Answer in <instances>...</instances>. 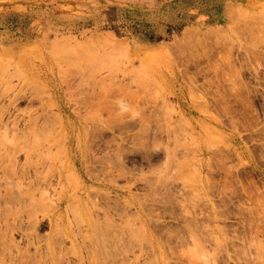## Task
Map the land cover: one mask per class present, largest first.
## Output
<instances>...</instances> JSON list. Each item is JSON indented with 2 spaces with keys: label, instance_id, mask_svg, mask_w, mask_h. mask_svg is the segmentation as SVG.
<instances>
[{
  "label": "rangeland",
  "instance_id": "374dc122",
  "mask_svg": "<svg viewBox=\"0 0 264 264\" xmlns=\"http://www.w3.org/2000/svg\"><path fill=\"white\" fill-rule=\"evenodd\" d=\"M172 1L0 0V264H264V0Z\"/></svg>",
  "mask_w": 264,
  "mask_h": 264
},
{
  "label": "crops",
  "instance_id": "0c3cea01",
  "mask_svg": "<svg viewBox=\"0 0 264 264\" xmlns=\"http://www.w3.org/2000/svg\"><path fill=\"white\" fill-rule=\"evenodd\" d=\"M171 3L173 4L168 6V3L165 5V12H159L157 16L158 22H160L164 28L166 27L167 30L173 28L174 32L187 27L200 26L202 22L217 24L219 22L217 18H223L226 15V12H219L217 7L208 10L198 3L186 2L188 3L186 4L181 0H173ZM15 11L24 12L22 10Z\"/></svg>",
  "mask_w": 264,
  "mask_h": 264
},
{
  "label": "bare ground",
  "instance_id": "6f19581e",
  "mask_svg": "<svg viewBox=\"0 0 264 264\" xmlns=\"http://www.w3.org/2000/svg\"><path fill=\"white\" fill-rule=\"evenodd\" d=\"M230 16L233 19L235 18L234 11H231ZM109 45H111L112 48H114L115 50L119 49V46H118L119 44L117 42L111 41V43ZM64 137H65V139L63 141V144H64V146H63L64 153L63 154L66 156V158L69 159L71 157L72 152L74 151V138H73V136H71L69 134L64 135ZM237 139L238 138L231 137V142H232V144H234L237 147L238 151H240L242 149V147H239L240 144H239V142H238ZM202 152H203L204 155H206V149H202ZM240 154L243 155V156H246L245 155L246 154L245 151L240 152ZM206 165H207V163H202L201 164V169H202V172L203 173L206 170ZM65 200L68 201L69 199L68 198H66V199L63 198L61 203H63ZM89 222H92V221H89ZM91 226H93L92 223H91V225L88 224L87 229L90 230L91 229Z\"/></svg>",
  "mask_w": 264,
  "mask_h": 264
}]
</instances>
